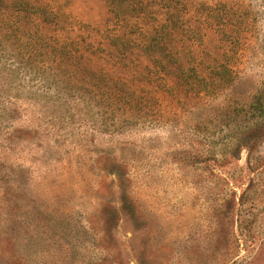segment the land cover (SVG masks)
Here are the masks:
<instances>
[{"label": "rangeland", "instance_id": "374dc122", "mask_svg": "<svg viewBox=\"0 0 264 264\" xmlns=\"http://www.w3.org/2000/svg\"><path fill=\"white\" fill-rule=\"evenodd\" d=\"M28 1L82 22L84 36L106 27L104 0ZM8 49L0 39V61ZM259 60L232 90L238 102L255 89ZM19 80L22 106L0 116V264H264V141L259 162L244 147L264 129L223 127L220 99L162 115L157 91L145 119L104 131L95 107Z\"/></svg>", "mask_w": 264, "mask_h": 264}, {"label": "trees", "instance_id": "16d2710c", "mask_svg": "<svg viewBox=\"0 0 264 264\" xmlns=\"http://www.w3.org/2000/svg\"><path fill=\"white\" fill-rule=\"evenodd\" d=\"M104 5L106 27L92 38L76 32L82 22L61 19L28 0H0V39L11 46L0 61V116L10 121L22 106L13 96L26 89L20 77L44 94L52 90L57 101L81 102L86 112L95 107L104 131L145 119L157 104V91L160 102L165 100L162 115L220 99L223 127L264 129V28L257 26L264 4L261 10L241 0H104ZM255 57L263 71L255 89L238 102L232 90L245 82ZM263 141L246 139L248 163L262 160L261 153H252ZM121 201L135 220L133 199Z\"/></svg>", "mask_w": 264, "mask_h": 264}]
</instances>
